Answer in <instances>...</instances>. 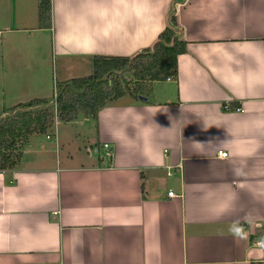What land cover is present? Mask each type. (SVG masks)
Returning a JSON list of instances; mask_svg holds the SVG:
<instances>
[{"label":"crops","instance_id":"crops-1","mask_svg":"<svg viewBox=\"0 0 264 264\" xmlns=\"http://www.w3.org/2000/svg\"><path fill=\"white\" fill-rule=\"evenodd\" d=\"M41 1L0 0V120L34 99L54 105L56 85L88 76L95 56L151 48L173 10L51 0L41 28ZM177 16V80L96 120H57L0 170V264H264V0H186ZM56 125L88 156L48 149Z\"/></svg>","mask_w":264,"mask_h":264},{"label":"trees","instance_id":"trees-1","mask_svg":"<svg viewBox=\"0 0 264 264\" xmlns=\"http://www.w3.org/2000/svg\"><path fill=\"white\" fill-rule=\"evenodd\" d=\"M185 2L173 0L167 26L151 48L132 57L95 56L93 74L58 83L56 107L49 100L34 99L7 110L9 115L0 120V170L14 169L29 139L47 134L57 120L71 122L80 116L96 120L102 108L124 95L148 97L154 82L177 80L179 56L187 52L177 7ZM51 7V0L40 2L41 28L51 27Z\"/></svg>","mask_w":264,"mask_h":264},{"label":"rangeland","instance_id":"rangeland-1","mask_svg":"<svg viewBox=\"0 0 264 264\" xmlns=\"http://www.w3.org/2000/svg\"><path fill=\"white\" fill-rule=\"evenodd\" d=\"M87 74H89V75L93 74V70L91 71V73H87ZM129 77H130V75L127 74V78H129ZM129 84H130V88H134V81L133 80H129ZM55 89L57 90V85H56V88ZM52 90L54 91V85H53V89ZM53 91H52V94H53ZM51 98L53 99V96H51ZM90 121L92 123L93 120H90ZM61 127H65V126H61ZM53 128L51 130H49L48 134L52 132ZM56 128H57V125L55 126V129H54V134H55L54 141L51 142V143H46L47 146H48V149H50V150L53 149L54 150L60 144L61 145V152L62 153H72V155H74V153H75L76 155H78V158H80L81 161H82V159L84 157L88 156V152L85 149V145H83L80 142H76V141H69V142H67L64 139V137H63V131L61 130V133L59 135V131H58V134H57V129ZM63 129L65 130V128H63ZM79 131H80L79 134H82L84 136V134L82 133V128L79 129ZM59 136H60V138H59Z\"/></svg>","mask_w":264,"mask_h":264},{"label":"built area","instance_id":"built-area-1","mask_svg":"<svg viewBox=\"0 0 264 264\" xmlns=\"http://www.w3.org/2000/svg\"><path fill=\"white\" fill-rule=\"evenodd\" d=\"M168 80L170 81V80H172V79H168ZM56 98H57V90L55 89V94H54V105H53V106H55V107H56ZM228 110H230V106H229ZM235 110H236V111H242L243 108H242L241 106H238V107H236ZM47 138L50 139L51 136H47ZM104 147L107 149V148H109V145L105 144ZM165 155L167 156V153H166V152H165ZM218 156L225 158V157L228 156V153L225 152V151H219V152H218ZM169 175H172V174L169 173ZM169 196H173V193L170 192V193H169ZM257 244H258V245H261V242H258Z\"/></svg>","mask_w":264,"mask_h":264}]
</instances>
